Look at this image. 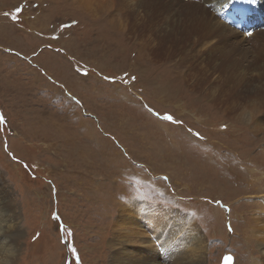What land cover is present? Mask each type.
I'll list each match as a JSON object with an SVG mask.
<instances>
[{
	"label": "rangeland",
	"instance_id": "374dc122",
	"mask_svg": "<svg viewBox=\"0 0 264 264\" xmlns=\"http://www.w3.org/2000/svg\"><path fill=\"white\" fill-rule=\"evenodd\" d=\"M106 3L0 0V264L261 260L264 180L241 175L264 165V67L183 68L180 99L149 107Z\"/></svg>",
	"mask_w": 264,
	"mask_h": 264
},
{
	"label": "bare ground",
	"instance_id": "6f19581e",
	"mask_svg": "<svg viewBox=\"0 0 264 264\" xmlns=\"http://www.w3.org/2000/svg\"><path fill=\"white\" fill-rule=\"evenodd\" d=\"M108 1L109 3L105 5H109L112 11L107 19L99 17L102 15H98L94 11L92 13L94 17H99L97 19H105L104 21L108 23V26L111 25L115 30V34L131 38L130 42H128L129 40L126 41L131 46L138 45V57H135L133 62L129 64L137 75V80L133 82L132 87L137 89L141 81L146 83L147 92L142 95L141 101L149 107H153L154 99L161 102L180 99L178 95H180L181 85L178 77H183V68H186L188 72L186 76L188 77L199 71L198 66L204 63L209 68L208 72H204V69H202L206 76L209 74L210 76L218 75L222 78H233V75L241 72L245 65L254 70L261 67L260 65H262V69L264 67V31L261 35L255 33L256 27H264V17L262 16L264 14V0H257L258 8L262 10V13L261 11L257 12L250 19L248 25L245 24L239 29L232 26L226 18L227 12L235 7V0ZM97 42L98 40L95 41V43ZM249 44H254L253 49L248 48ZM96 46L99 47L98 44H94L95 48L92 49V52L98 48ZM87 48L91 50L89 46ZM252 50H258V52L248 55L249 51ZM109 51L111 49H108L107 52ZM152 65L154 66L152 67ZM159 65L163 67L164 72L157 74L161 69L158 67ZM168 74H170L169 78H163ZM191 80H194V76ZM227 82L234 84L236 80H227ZM193 86L205 88L198 82ZM219 94L221 93L218 91L215 105L220 108L224 96H219ZM195 101L204 102L201 98H196ZM228 101L230 102L229 99ZM250 168L254 167L245 168L244 173L241 175L243 183L240 181L247 188L254 184L252 183L253 180H257L256 183L264 180V165L256 166L254 169ZM259 172L263 175L254 178L255 174H259ZM146 206V212L144 213L149 215L150 218L151 216H160L161 212L156 210L158 207ZM260 212L262 211L260 210ZM154 220L152 218L146 220L153 230L157 228V225H164L161 218H155ZM260 220L261 225L264 226V215H261ZM173 229L175 228L173 227ZM262 232L264 233V229ZM128 235L130 237V233ZM162 237L164 239V236ZM137 238L142 239L143 235L138 234ZM144 242L145 239L143 238L139 244H144ZM260 242L264 244V240H260ZM262 253V259L258 261V258L254 264H264V251Z\"/></svg>",
	"mask_w": 264,
	"mask_h": 264
},
{
	"label": "water",
	"instance_id": "95a60500",
	"mask_svg": "<svg viewBox=\"0 0 264 264\" xmlns=\"http://www.w3.org/2000/svg\"><path fill=\"white\" fill-rule=\"evenodd\" d=\"M231 257V259H229ZM235 256L233 253H225L220 264H234Z\"/></svg>",
	"mask_w": 264,
	"mask_h": 264
},
{
	"label": "snow or ice",
	"instance_id": "6c2138e0",
	"mask_svg": "<svg viewBox=\"0 0 264 264\" xmlns=\"http://www.w3.org/2000/svg\"><path fill=\"white\" fill-rule=\"evenodd\" d=\"M225 6H227V5H225ZM0 119H2V117H0ZM165 119L172 120L173 118L169 115V116H166ZM229 259H231V257H229Z\"/></svg>",
	"mask_w": 264,
	"mask_h": 264
}]
</instances>
